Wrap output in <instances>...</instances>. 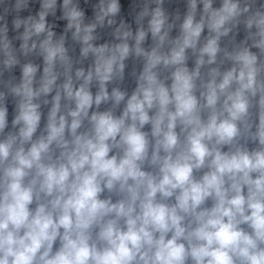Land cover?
I'll return each mask as SVG.
<instances>
[{
  "label": "clouds",
  "instance_id": "clouds-1",
  "mask_svg": "<svg viewBox=\"0 0 264 264\" xmlns=\"http://www.w3.org/2000/svg\"><path fill=\"white\" fill-rule=\"evenodd\" d=\"M0 264H264V0H0Z\"/></svg>",
  "mask_w": 264,
  "mask_h": 264
}]
</instances>
